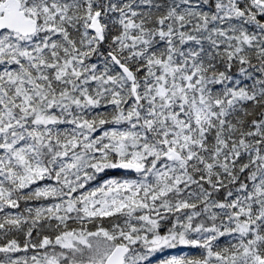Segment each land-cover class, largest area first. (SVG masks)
Listing matches in <instances>:
<instances>
[{
	"label": "snow or ice",
	"instance_id": "obj_1",
	"mask_svg": "<svg viewBox=\"0 0 264 264\" xmlns=\"http://www.w3.org/2000/svg\"><path fill=\"white\" fill-rule=\"evenodd\" d=\"M0 264H264V0H0Z\"/></svg>",
	"mask_w": 264,
	"mask_h": 264
}]
</instances>
